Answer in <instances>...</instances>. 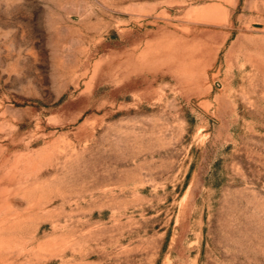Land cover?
I'll list each match as a JSON object with an SVG mask.
<instances>
[{"label":"rangeland","instance_id":"374dc122","mask_svg":"<svg viewBox=\"0 0 264 264\" xmlns=\"http://www.w3.org/2000/svg\"><path fill=\"white\" fill-rule=\"evenodd\" d=\"M0 264H264V0H0Z\"/></svg>","mask_w":264,"mask_h":264}]
</instances>
